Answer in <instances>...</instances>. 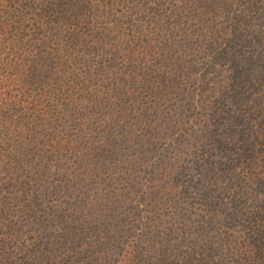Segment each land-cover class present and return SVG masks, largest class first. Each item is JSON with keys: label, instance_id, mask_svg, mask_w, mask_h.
<instances>
[{"label": "trees", "instance_id": "1", "mask_svg": "<svg viewBox=\"0 0 264 264\" xmlns=\"http://www.w3.org/2000/svg\"><path fill=\"white\" fill-rule=\"evenodd\" d=\"M0 264H264V0H0Z\"/></svg>", "mask_w": 264, "mask_h": 264}]
</instances>
